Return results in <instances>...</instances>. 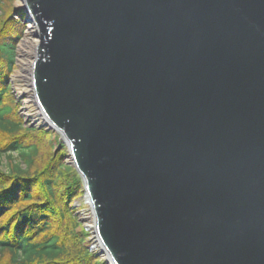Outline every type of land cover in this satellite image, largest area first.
<instances>
[{
    "label": "water",
    "instance_id": "1",
    "mask_svg": "<svg viewBox=\"0 0 264 264\" xmlns=\"http://www.w3.org/2000/svg\"><path fill=\"white\" fill-rule=\"evenodd\" d=\"M20 2L109 262L264 264V0Z\"/></svg>",
    "mask_w": 264,
    "mask_h": 264
},
{
    "label": "trees",
    "instance_id": "2",
    "mask_svg": "<svg viewBox=\"0 0 264 264\" xmlns=\"http://www.w3.org/2000/svg\"><path fill=\"white\" fill-rule=\"evenodd\" d=\"M15 1L0 0V264H107L75 215L84 190L66 147L18 114L10 78L26 12Z\"/></svg>",
    "mask_w": 264,
    "mask_h": 264
},
{
    "label": "rangeland",
    "instance_id": "3",
    "mask_svg": "<svg viewBox=\"0 0 264 264\" xmlns=\"http://www.w3.org/2000/svg\"><path fill=\"white\" fill-rule=\"evenodd\" d=\"M15 5L17 7H20L22 6V3L20 2V0H16ZM24 22L26 24L25 31L15 51L16 68L10 78L11 90L13 92L15 102L18 103V114L22 119L23 124L27 128H49V126L44 123V120L40 117V111L35 105L33 91L31 88V68L36 58V47L38 45L37 29L35 25L30 22L27 15ZM41 130H44V128ZM47 130L49 131L45 132H52V134L54 133L55 135H58L52 129ZM58 138L59 141H61V143L66 147L59 135ZM68 161L72 164L70 157ZM73 208L76 209L75 215L78 221L81 223L85 231L89 233L88 247L90 252L96 254L97 257L107 262V264H110L106 255L102 253L99 244L94 237L93 217L92 213L90 212L89 206L84 201V196H82V198H80L79 200L74 201Z\"/></svg>",
    "mask_w": 264,
    "mask_h": 264
},
{
    "label": "bare ground",
    "instance_id": "4",
    "mask_svg": "<svg viewBox=\"0 0 264 264\" xmlns=\"http://www.w3.org/2000/svg\"><path fill=\"white\" fill-rule=\"evenodd\" d=\"M31 29H33V28H31ZM31 29H30V30H31ZM34 34H36V33H34ZM34 37H35V35H34ZM37 43H38V42H37ZM37 43H36V44H37ZM40 117L43 118L42 115H41ZM44 121H45V120H44ZM46 121H47V120H46ZM47 122H48V121H47ZM84 201H85L87 204H89V203H88V197H87L86 195L84 196ZM99 247H100V246H99ZM102 253H103V251H102Z\"/></svg>",
    "mask_w": 264,
    "mask_h": 264
},
{
    "label": "built area",
    "instance_id": "5",
    "mask_svg": "<svg viewBox=\"0 0 264 264\" xmlns=\"http://www.w3.org/2000/svg\"><path fill=\"white\" fill-rule=\"evenodd\" d=\"M20 110H21V108H20ZM45 123V122H44Z\"/></svg>",
    "mask_w": 264,
    "mask_h": 264
}]
</instances>
